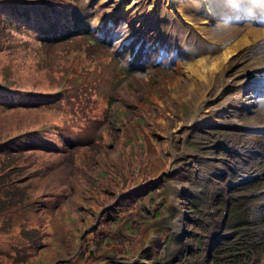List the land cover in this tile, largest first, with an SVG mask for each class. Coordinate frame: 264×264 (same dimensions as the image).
Segmentation results:
<instances>
[{
    "label": "rangeland",
    "instance_id": "374dc122",
    "mask_svg": "<svg viewBox=\"0 0 264 264\" xmlns=\"http://www.w3.org/2000/svg\"><path fill=\"white\" fill-rule=\"evenodd\" d=\"M21 1L11 0L4 5L0 4L3 8L0 9V38L3 40L0 42V83H7L12 89L17 88L26 93H43L25 97H8L0 93V143L9 144L5 139L29 129L37 131V135L52 143L41 141L43 147L35 146L21 155L25 160L18 170L20 176L12 180L14 183L10 187V177L7 175L4 178L5 175L0 174V185L3 186L0 187V264H143L135 257H147L143 249H148V241L144 239L149 235L152 237L164 233L162 225L155 222L159 214L154 215L151 211L155 213L158 207L166 211L165 206H170L173 196L176 206L177 200H181L177 192L166 196L165 184L150 183L148 173H155L162 165L168 168L172 159L168 150L171 135L181 133L187 145L194 148L196 132L193 117L210 115L224 107L221 103L206 112L211 105L208 102L209 105H206L209 108L205 105V109H197L201 96L206 95L207 90H212L217 59H212L213 70L207 72V76L200 74L198 83L193 74L188 77L186 66H177L179 69L176 68V71L180 75L178 72L175 75L169 72L171 68H175V61H184L178 59L182 53L191 58L203 57L205 53L216 56V32H212V27L209 26L212 21L198 18L200 13L193 12L198 7L189 5L185 8L191 11L187 15V20L192 21L191 25L186 24L185 20H180L179 25H173L170 23V7H166V0H158L155 6L153 0H149L155 8L148 10L153 11L154 15L147 19L144 14L148 15V12L144 13L143 9L149 4L145 6L143 0H29L30 5L43 12L42 18L37 20L36 17H29V6L25 7ZM188 3L193 4L194 1L188 0ZM113 9L122 15L121 19L132 23L129 36L122 40L123 43L129 42L122 48L121 59L116 56L117 49L122 45L119 40H111L108 45L98 39L103 28L110 29L111 18L116 21L111 28L116 33L118 20L121 19L109 16L111 11H108H114ZM62 12L66 17L62 16ZM91 19L93 20L89 24ZM103 22L106 26L102 28ZM150 22L153 26L147 24ZM45 25L55 29L54 33L69 31V34L62 39H58L62 35L56 39H43L44 34L38 32ZM212 25L217 27L216 22ZM35 26L37 29L34 31L31 27ZM202 27L211 32H207L206 41L200 37L203 30L197 32ZM147 28L157 31L152 34L159 36L157 42H152L154 38H148L149 34L144 33ZM51 33L53 32L47 34ZM254 34L257 38L244 44L243 48L254 46L262 35V30ZM218 36L221 43L227 39L222 32ZM134 39L137 46H142L143 52H138L140 54L135 61L128 54V45ZM199 47L206 50L198 53L196 48ZM188 50L190 54H184ZM134 51L133 49V53ZM257 52H260L259 48L252 51L253 56L245 58L249 62H255L254 66L244 74L243 70L237 74L255 73L263 67L262 57L256 55ZM133 62L134 68H131ZM98 64L100 66L96 69ZM195 66L199 65L195 63ZM160 68L167 71L156 72ZM101 74L103 78L100 82L93 84ZM123 75L125 76L117 82L119 76ZM185 77L196 83L197 87L191 88V91L198 88L195 93L187 92V88L181 84L186 80ZM81 80L83 81L79 83ZM76 84H79V93L67 92L63 100L46 95V92L55 91L61 95L63 88ZM202 89H207L203 95ZM100 95L105 97L107 104L96 102ZM257 101L260 104L255 105ZM257 101L251 105L243 104L247 107L241 111L246 113L236 115L238 118L231 117L238 123H243L244 127H249L250 133L264 129V99ZM171 102L178 106V110L175 112L176 117L169 120L166 112L168 106L172 105ZM157 108L163 111L164 116L157 115L154 126H148L149 121L144 116L152 110L157 111ZM77 117H82L79 122L76 121ZM123 126L127 130H123ZM130 129L136 130V141L127 138ZM90 138L92 139L89 140ZM201 139L207 141V133H203ZM116 144H119L121 153H117ZM133 144L134 148L131 147ZM258 144L257 149H262L264 160V143ZM174 146H178L175 141ZM138 147H141L140 154L136 152ZM260 166L264 171V163H260ZM178 168L179 166L175 169ZM262 176L264 179V173ZM196 179L204 181L200 175ZM172 181L175 179L171 176L164 178V182ZM139 184L140 191L135 190L129 194L138 205L144 207L142 213L135 212L137 220H132V215L114 212L111 207L116 205L117 196L122 191L130 192L129 187L135 188ZM171 187L168 185L167 189ZM25 194L27 201L24 200L21 205L20 196ZM252 200L253 196L250 195L236 198L233 205L239 210L236 221L244 218V214L240 212L243 211L246 223L250 224L252 212L250 214L249 206ZM120 201L125 212L134 207L131 198L125 197ZM101 206H107V209L100 214ZM262 215L259 213L258 216ZM208 217L209 214L206 215ZM185 228L190 231L189 234L183 233L180 242H173L166 247L163 255L165 264H194L196 260L204 258L202 241L207 235H194L191 232L195 229L194 225ZM256 232L263 242L258 244L259 249L252 256L250 264H261L264 254V230ZM138 234L140 235L137 236ZM157 239L159 238L150 240V246L155 245ZM236 240L238 238L234 234L232 240L226 241L222 246ZM196 242L202 251L192 248L197 246ZM84 243L88 245L81 248ZM92 245L93 251H87ZM160 245L161 243H157L158 247ZM136 247L143 249L137 254ZM234 258L232 256L228 259L233 261ZM161 259L159 254V264ZM221 259L214 260L213 264H219Z\"/></svg>",
    "mask_w": 264,
    "mask_h": 264
},
{
    "label": "clouds",
    "instance_id": "9594fccd",
    "mask_svg": "<svg viewBox=\"0 0 264 264\" xmlns=\"http://www.w3.org/2000/svg\"><path fill=\"white\" fill-rule=\"evenodd\" d=\"M10 1L11 0H0V4L2 2L3 3H9ZM25 7H27V6H25ZM29 7H32V5H30ZM29 7H28V10H30L29 13L31 15H34V12H32L31 8H29ZM212 9H214V8L212 7ZM62 13H63L62 16L66 17L64 12H62ZM116 16L122 17L121 14H118V12L115 11V13L112 14V17L115 18ZM92 20L93 19H91L89 21V24H91ZM112 20H113L112 21V27H114V23L116 21L114 19H112ZM123 20L124 19L118 20L119 26H121ZM106 22L110 23V22H108V20ZM102 26L103 27L106 26L105 22H103ZM112 27H110V30L113 33V30L111 29ZM67 29H69V25H67ZM55 31H56L55 29L50 31L53 33L46 35L45 39H49V38L56 39L59 37V35H62V36L59 37L58 39H62L69 34V31L61 32L60 34H58L57 32L54 33ZM104 31H105V28H103L102 33H99L98 39H100L103 42L104 41L108 42V45H109L111 43V40L108 39V37ZM113 34H115V33H113ZM140 38H142V37H140ZM118 40L120 41V43L122 45L117 49L116 56L119 59H121L122 57L120 56V53L122 52V48L129 41L123 43L121 39H117L116 42ZM128 48H130V50L128 51V54H130V57L134 58V61H135V58L138 54H140V53L143 54V52H141V50H140L142 48V46L141 45L137 46L136 39H134L128 45ZM133 49L135 50L134 53H133ZM138 52H140V53H138ZM144 53L147 54L146 52H144ZM129 67L130 66L128 64V68ZM131 68H134V62H133V65ZM141 70H143V69H141ZM120 72L124 73L123 70H120ZM124 76L125 75H123L121 77L119 76L117 82H119ZM167 83L170 84L168 81H167ZM188 85H189L188 89L197 87L196 83L191 81V80L188 83ZM247 85L250 88L254 89V87L252 85H250V84H247ZM67 87L62 89L61 95H58L57 94L58 91H55L53 98L57 99V100H61V98L67 92ZM211 87H212V89H215V98H213L210 101H206L204 103L199 104L197 107L198 111L201 110L208 102H211V105H210V108L206 112H210V109L213 107L212 105H214V107H215V106H218L219 104L223 103L224 106H227V110L225 111L226 116L230 115L234 105H236L237 103H239L241 101V99H239V98L248 94V92H247L246 94L242 95V93L239 92L235 95V93L232 92L230 97H228V93H229L231 85H229V83L214 80V79H213V84ZM196 91L197 90L190 91V92L195 93ZM0 93L3 95H6L8 97L9 96H24V97L27 96L23 92V90H19L17 88L12 89L7 83H0ZM34 95H37V94L34 93ZM145 99H148V98L145 97ZM216 100H217V102H216ZM253 100L256 102L257 98L253 97ZM110 104H112V103H110ZM171 104H172L171 106H168V109H167L168 111L166 112V114L169 115L168 116L169 120H172V118L176 117L175 112L178 110V106L174 102H171ZM256 104H257V102L255 103V105ZM157 115L164 116V113L161 109L157 108V111L152 110L151 112L147 113V116L146 115L144 116V118L149 121L148 126L150 124L152 127L154 126V122H155L154 119ZM89 119H90V121L92 120L90 117H89ZM193 119H195L194 130L196 132V136L201 139L202 134L207 133V137H209V139L207 140L208 141L207 146L203 145V152L201 154L198 153L197 148L199 146V142H197L196 140L193 139L194 148H190L187 145L186 140L184 139V137L182 136L181 133L173 134V135H171V138H169V141H168V145H169L168 150H170V152H171L170 157L172 158L170 160V162L168 163V168H166V167L164 168L162 165L161 169L157 170L155 173H153V172L148 173V179H149L150 183L159 182L160 184H163V185L165 184L164 186L166 188V193H165L166 196L167 195H174L175 192H177L180 195L181 200H177L178 206H176L175 196H173L171 202H169L170 206L169 207L165 206L166 211H164L162 209V207H158V209L155 213L153 211H151V213L154 215L157 213L159 214V216L157 217L155 222L157 224L162 225L163 231L165 230L164 233H169V226H170V224L173 225V217H175V218L180 217V218H182L183 221H186L188 223H189V220H192L194 222V224H193L194 227H200L199 223L201 222V220L197 217L196 210L201 209L203 207H202V205L199 208L195 207L191 203V200L201 202L203 204V206H205L209 201L212 200L211 193L207 189H205L207 187L212 188V185L210 184V178L211 177L216 178L229 191L231 189V187L233 186V185H231L225 181L229 176L231 178L238 176L237 182H240V181H242L241 178H243V176L245 174H247V173H237L238 171L236 170V166H238V164H243L246 167L251 169V170H248L247 172H251V171L264 172L260 166V163H262V162L257 160V155H256L257 146L260 145V144H258V142L259 143L264 142V129L257 130L256 133H250L251 129L249 127H244L242 125L243 123H239V125L236 127V129L231 128V127H224L223 124L226 122H223L224 121L223 119L221 121H219L213 112L210 115H206V114L195 115L193 117ZM224 119H225V117H224ZM96 121L100 122L101 120H96ZM104 124H105V122H104ZM105 125H107V124H105ZM125 129L127 130V127L123 126V130H125ZM128 131H129V134L126 135L127 138L130 137L132 140L136 141V135H135L136 130L130 129ZM259 131H260V133H258ZM145 132H149V131L145 130ZM31 133L38 140L40 139L39 140L40 145H41V141L46 142L48 144L52 143L51 141L45 140L41 136L37 135V131H34L33 129H29V130H26L24 132L16 133V136H14V137L9 136L7 139H5V141H9L13 138H16V137H19V136H22L25 134H31ZM140 137H141V134H140ZM248 137H252L254 141L250 140V142H245V138H248ZM243 139H244V142H243ZM144 141H143V144H145ZM146 141H147V139H146ZM174 141L178 143L177 147L174 146ZM118 145L119 144L115 145L117 148V153H121L122 151L119 150ZM134 146H135L134 144L131 145L132 148H134ZM147 146L149 147L148 141H147ZM140 149H141V147H138V149L136 150V152L138 154H140ZM218 158H221V160H219ZM217 160H218V163L221 165L220 174H218L212 168L213 162H215ZM178 166H179V168L175 169ZM143 171L145 174L147 173V171H145V170H143ZM176 175H178V177H176ZM197 175L202 176L204 181H201L200 179L197 180L196 179ZM166 176H168V177L171 176L172 178L175 179V181H172L170 183L164 182V178ZM168 185H171L172 187L170 189H167ZM140 188H141V186L139 184L135 188L129 187V189L131 190L130 192L125 193L124 191H122L116 198V200H117L116 205L111 207V209L114 212H117L120 214L132 215V220H137V218H135L137 216L135 214V212L137 211L139 213H142V210L144 207L138 205L135 198L129 194L135 190L140 191L139 190ZM233 190H236V188H234ZM185 192H188L189 194L184 195ZM228 193L229 192H223V197L228 196ZM200 195L201 196H208L210 199H207V200L206 199H203V200L199 199L198 197ZM194 196H197V198H195ZM262 196H263V193L261 191L259 194V198ZM125 197H126V199L131 198V200H132L134 207L131 209V211H126V212L124 211L123 204H121L120 200L122 198H125ZM258 205H259V210H258L256 217H259V219L264 222V203H258ZM101 208H102V210L100 211V214L103 210L107 209V206L106 207L101 206ZM177 209H178V214H177ZM237 212H239V210H237L233 207V209L231 211V216L227 220H225L226 224H228L230 227L231 226L234 228L240 227L238 221H236V218H235L237 216ZM240 212L244 214L243 211H240ZM259 213H262L263 215L258 216ZM207 214L208 213L206 212V210L203 209V215L206 216ZM185 215H187L186 220L183 219V217ZM232 221H236V222H234L231 225ZM198 224H199V226H198ZM139 235L140 234H138L137 236H139ZM161 235H163V234H161ZM161 235H159V236H161ZM135 238H134V240H135ZM150 238L151 237L149 235L144 240L149 241ZM151 240H153V238ZM242 241H244V239ZM88 243H89V241H88ZM94 244L95 243H93V245ZM87 245L88 244L84 243L81 246V248H84ZM93 245L91 246L90 249L93 248ZM222 245L217 246L216 248H213L212 255L208 259L209 264L211 262H213L214 260L218 261L221 258H222L221 259L222 262H219V263H223V264H231L235 261V258L233 261H230L228 259V258L233 256V255L232 256L229 255V253L227 252L228 247H229L228 244L226 246H222ZM90 249L87 251L92 252L93 249L92 250H90ZM136 249L138 251L136 253L138 254L141 251V249H143V247H136ZM143 250H145L144 253H145V255H147V257L143 258L141 256L138 257V255H137V257H135V258H138V260L141 261L143 264H159L157 262L158 255L154 256L153 254H151L150 249H149V245H148V249H143ZM215 251L217 252L216 254L214 253ZM79 263H81L80 260H79ZM120 263H123V262H120ZM54 264H57V263H54ZM130 264H133V262ZM160 264H165V261L163 259H161Z\"/></svg>",
    "mask_w": 264,
    "mask_h": 264
},
{
    "label": "bare ground",
    "instance_id": "6f19581e",
    "mask_svg": "<svg viewBox=\"0 0 264 264\" xmlns=\"http://www.w3.org/2000/svg\"><path fill=\"white\" fill-rule=\"evenodd\" d=\"M117 1H121V0H116ZM138 1V0H137ZM144 1V4L146 6V4L149 6L148 7H145V9H143L144 13L148 10H151V9H154L156 3L158 2V0H153V3H154V6L151 5L149 3V0H143ZM167 1V5L166 7H170V11H169V14L170 15V23L173 24V25H179L178 23L180 22V20H185L187 21L186 24L188 25H191V22L192 21H189L187 20V15L189 12H191L189 10V8H185L189 5H194V7H198V8H195L193 9V12H196V13H200V15L198 16L196 13L195 15H197L198 18L202 17V19H205V20H210L212 21L211 24H209L210 27H212V32H216V37L217 39L219 40V34L220 32H222L225 37L227 39L225 40H222V43L226 42L228 44L229 41H231L229 43V45H226L220 49H217V52H218V56L216 54V56L214 54H211L208 58L207 57H194V58H191L189 56H185L183 59L184 61H180V62H177L175 61V68H171L170 69V73L172 75H175L176 72L179 73V71H176V68L177 66L180 64L182 66H186V69L185 71L187 72L188 77L190 78L191 75L193 74L195 76V80L197 81L198 83V79L200 78V74L201 75H205L207 76V72L209 73L211 70H213V64H214V61L216 59H228V55L233 53L235 49L237 48H241L242 51H245L246 53L248 52V54H252V51H254L255 49L259 48L260 49V52H257L256 55H261L264 56V49L262 48L261 45H259V43H256L254 46H251L247 49L243 48V45L248 43V42H251L252 40H254L255 37L254 33L258 30H262V35L261 36H264V22L262 24H257L256 21L259 20V16L261 15L263 18V21H264V5L260 7V4H256V6L254 5L255 2L254 1H251V0H217V3L216 1L213 3L212 0H193L194 3L193 4H189L188 3V0L187 2L185 3V1H179V0H166ZM214 1V0H213ZM127 2H129V0H127ZM131 4V3H129ZM128 4V6H129ZM162 4V3H161ZM113 5V4H112ZM133 5V4H132ZM138 5V4H137ZM214 6V9H212L211 6ZM218 5V7H217ZM222 5V6H221ZM118 6V5H117ZM127 6V5H126ZM221 6V7H220ZM130 7V6H129ZM161 7V6H160ZM115 8V7H114ZM137 8V7H136ZM158 8V7H157ZM120 9V8H119ZM131 9V8H130ZM114 11L112 10H109L108 13L111 11V13L109 14L110 17H112V12L115 13V9H113ZM125 10V8H124ZM122 10V12L124 11ZM222 10V11H221ZM238 10H240V14L241 12H244V15H239L237 14ZM121 11V10H120ZM168 11V10H167ZM206 11V12H205ZM157 12V11H156ZM166 12V11H165ZM248 12H250L248 15ZM113 13V14H114ZM126 14V13H125ZM156 14V13H155ZM108 15V14H107ZM146 15V19L149 17L151 18L154 14H153V11H149L148 12V15L147 14H144ZM255 15V17L258 19V20H254L252 16ZM258 15V17H257ZM122 16V15H121ZM109 17V18H110ZM128 17V16H127ZM180 17V19H179ZM221 17L223 18L222 20L224 21V23L221 21ZM122 17H120L121 19ZM157 18V17H156ZM130 19V18H129ZM103 20V19H102ZM112 20V18H111ZM128 20V19H127ZM104 21V20H103ZM113 21V20H112ZM133 21V20H132ZM143 21V20H142ZM158 21V20H157ZM220 21L222 22L220 24ZM156 22V21H155ZM213 22H216L217 23V27L212 25ZM123 25L122 26H117V28L115 30L116 33L113 34L111 32V30L107 29L104 31L108 37V39L110 40H114V39H121V40H125L129 35V28L131 27V24L130 22L127 23L125 20L122 22ZM143 24V22H142ZM182 24V23H181ZM208 24V23H207ZM140 24H138L139 26ZM157 25V24H155ZM182 26V25H181ZM103 27V26H101ZM112 27V24L111 26ZM157 27V26H156ZM155 27V28H156ZM175 27V26H174ZM176 28V27H175ZM186 28V27H185ZM132 30V29H131ZM177 30V29H176ZM175 30V31H176ZM186 30H189V28L187 27ZM203 30V34L200 35V37L202 38V40H205L206 41V38H208L206 36L207 32L208 34H210L211 32L210 31H207L208 29H204L203 27L198 29L197 32H201ZM206 30V33L205 31ZM142 31V30H141ZM170 31V30H169ZM173 31V30H172ZM157 32V31H156ZM189 32V31H188ZM192 33H194V31H190ZM173 33V32H172ZM175 33V32H174ZM138 34V33H137ZM191 35V34H190ZM167 36V35H166ZM174 36V35H173ZM161 37V36H160ZM184 37V36H183ZM186 38V37H185ZM178 39V38H177ZM216 39V40H217ZM224 39V38H223ZM181 40V39H179ZM185 40V39H184ZM202 40H200L202 42ZM244 40H247L244 42ZM165 41V40H164ZM163 41V42H164ZM210 41V39H209ZM207 41V42H209ZM175 42V41H174ZM115 43V42H114ZM104 44H108V42L104 41ZM213 45V44H212ZM200 48V47H199ZM199 48H196V52L198 51L199 52H203L206 50V48H203L201 47L200 49ZM209 49V48H208ZM213 51V49H212ZM250 51V53H249ZM186 53H189L190 54V51H186L184 52V54ZM214 53V52H213ZM206 54V53H205ZM166 55V54H165ZM254 55V57L256 56ZM170 56V55H169ZM175 57H177V55H175ZM174 57V59H176ZM242 57V56H241ZM251 57V56H249ZM248 58V57H247ZM206 59V60H205ZM212 59H214V61H212ZM167 60V59H166ZM173 60V59H172ZM171 60V61H172ZM204 61V62H201V61ZM241 60V58H235L233 57L232 59L229 60V68L235 66L239 61ZM206 61V62H205ZM201 62V63H199ZM195 63L198 64L199 66H195ZM252 65H250L249 63L246 65V64H242L243 67H247L245 69H242L243 70V74L248 70V69H251L255 62L251 61L250 62ZM250 65V66H249ZM201 66V67H200ZM179 69V68H177ZM241 70V71H242ZM259 70V69H257ZM162 72V71H167V70H156V72ZM203 72V73H201ZM214 72V71H212ZM167 73V72H166ZM242 73V72H241ZM241 74V75H243ZM177 75V74H176ZM180 75V73H179ZM184 75V74H183ZM240 74H237L236 77L238 78H235L234 81H232L230 84H231V87L230 89L234 88L235 86H237L238 84H240ZM131 77V76H130ZM134 78V77H133ZM203 80V79H202ZM201 80V81H202ZM173 81V80H172ZM186 81V82H185ZM187 82H190L188 80H184L181 84H183L184 87L187 88V92L190 93L191 90L193 89H188V84ZM174 83V82H173ZM197 90V89H196ZM207 89H202V95L205 93ZM195 91V90H194ZM209 91H212L213 93H209ZM200 95V94H199ZM213 98H215V89H212V90H207V94L206 95H203L201 96L200 98V104L201 103H204L206 101H210L212 100ZM198 105V104H197ZM209 105V103H208ZM207 107V105H206ZM204 108V107H203ZM209 108V107H207ZM205 109V108H204ZM203 109V111H204ZM194 115V114H193ZM192 115V116H193ZM264 143V142H263ZM262 149L258 148L256 150V155H257V160L264 163V160H262V153H261Z\"/></svg>",
    "mask_w": 264,
    "mask_h": 264
},
{
    "label": "trees",
    "instance_id": "16d2710c",
    "mask_svg": "<svg viewBox=\"0 0 264 264\" xmlns=\"http://www.w3.org/2000/svg\"><path fill=\"white\" fill-rule=\"evenodd\" d=\"M1 4L4 5L5 3L2 2ZM0 9H3V8L0 7ZM39 14L41 16L38 17L37 19L42 18L43 12L39 11ZM41 23H44V21H41ZM48 29L53 30L50 28V26H46V25L41 26L40 30L45 31ZM68 30H70V29H68ZM0 42H3L2 38H0ZM99 66H100V64H98L96 66V69ZM101 78H103L102 74H101V76H99V78L93 84L100 82ZM82 81L83 80L79 81V83ZM78 86H79V84H76V86H68L67 92L79 93ZM63 98H64V96L61 98V100H63ZM102 98L104 99V103L107 104V100H105V97L103 95H100L99 99L96 100V102L101 103ZM81 118L82 117H77L76 121L79 122L81 120ZM96 122H99V121H96ZM91 139L92 138H90L89 140H91ZM7 142H9V144H7L6 142H3L0 144V168H1L0 174L3 176L5 175L4 178H7L6 177L7 175L10 177V179L8 181L10 183V185H9V187H10L14 183V181H12V180L16 179L18 176H20L18 170H19L20 166L23 164V161L25 160V159H23V157L21 155L24 154L25 152L29 151L30 149H32L35 146H40V143H39V140L36 137H34V135L32 133L13 138ZM11 153H14L15 155H12ZM5 158H8V159L5 160ZM5 185H7V184H5ZM0 187H3V186L0 185ZM25 196H26V194L24 196H20L21 199H20L19 203L21 205L23 204L24 200L27 201Z\"/></svg>",
    "mask_w": 264,
    "mask_h": 264
}]
</instances>
